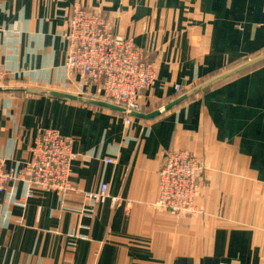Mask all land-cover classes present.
Instances as JSON below:
<instances>
[{"label":"crops","instance_id":"obj_1","mask_svg":"<svg viewBox=\"0 0 264 264\" xmlns=\"http://www.w3.org/2000/svg\"><path fill=\"white\" fill-rule=\"evenodd\" d=\"M75 4L104 14L155 62L148 111L264 52V0H0L4 84L103 99L64 66ZM47 128L73 142L74 189L62 195L21 177L0 192V264H264V63L152 120L0 93V156L9 170L26 172ZM172 150L204 165L200 213L155 206ZM103 184L108 200H88Z\"/></svg>","mask_w":264,"mask_h":264},{"label":"built area","instance_id":"obj_2","mask_svg":"<svg viewBox=\"0 0 264 264\" xmlns=\"http://www.w3.org/2000/svg\"><path fill=\"white\" fill-rule=\"evenodd\" d=\"M64 37L68 43L65 68L71 75H80L85 83L94 86L104 100L128 109L143 111L145 93L157 80L154 61L133 40L115 34L101 12L75 4L67 22ZM4 72L0 67V85ZM178 92L182 91L175 85ZM130 121L131 116H125ZM31 160L26 172L16 175L0 156V192L18 178L45 191L66 194L73 190L72 164L76 158L73 142L58 130L43 129L31 148ZM113 159H107L112 163ZM201 160L186 150L166 153L159 171V197L155 206L172 214L200 213L197 197L200 193ZM88 200L104 203L109 188L86 193ZM119 200L113 199V203Z\"/></svg>","mask_w":264,"mask_h":264},{"label":"water","instance_id":"obj_3","mask_svg":"<svg viewBox=\"0 0 264 264\" xmlns=\"http://www.w3.org/2000/svg\"><path fill=\"white\" fill-rule=\"evenodd\" d=\"M264 63V52L261 54L249 58L242 63L224 71L220 74L211 77L210 79L204 81L203 83L194 86L193 88L187 90L176 98L172 99L168 103L163 106L154 109L149 112L130 110L122 105L104 100L99 98L87 97L83 95L74 94L71 92L56 90L51 88H42L37 86H29V85H9L3 84L0 85V93H23L28 95H41V96H51L60 99L70 100L81 102L84 104H90L98 107H103L124 116H131L133 118H139L144 120H152L155 119L167 111L179 106L180 104L186 102L187 100L193 98L194 96L203 93L206 89L216 85L217 83L224 81L230 77H233L237 74L245 72L251 68H254L260 64Z\"/></svg>","mask_w":264,"mask_h":264},{"label":"trees","instance_id":"obj_4","mask_svg":"<svg viewBox=\"0 0 264 264\" xmlns=\"http://www.w3.org/2000/svg\"><path fill=\"white\" fill-rule=\"evenodd\" d=\"M144 112H149L148 110H146V108L143 109Z\"/></svg>","mask_w":264,"mask_h":264},{"label":"rangeland","instance_id":"obj_5","mask_svg":"<svg viewBox=\"0 0 264 264\" xmlns=\"http://www.w3.org/2000/svg\"><path fill=\"white\" fill-rule=\"evenodd\" d=\"M121 36V35H120ZM126 38V37H125ZM130 39V38H129ZM132 40V39H131ZM4 83L2 82V84L1 85H3Z\"/></svg>","mask_w":264,"mask_h":264}]
</instances>
